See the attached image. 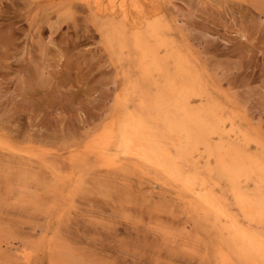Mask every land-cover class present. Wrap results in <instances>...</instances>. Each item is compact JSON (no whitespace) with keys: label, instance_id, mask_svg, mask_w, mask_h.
<instances>
[{"label":"rangeland","instance_id":"1","mask_svg":"<svg viewBox=\"0 0 264 264\" xmlns=\"http://www.w3.org/2000/svg\"><path fill=\"white\" fill-rule=\"evenodd\" d=\"M117 1L0 0V264H264V0Z\"/></svg>","mask_w":264,"mask_h":264},{"label":"bare ground","instance_id":"2","mask_svg":"<svg viewBox=\"0 0 264 264\" xmlns=\"http://www.w3.org/2000/svg\"><path fill=\"white\" fill-rule=\"evenodd\" d=\"M105 1V0H104ZM112 1V0H111ZM114 1H117V0H114ZM119 1V0H118ZM117 1V2H118ZM130 2H133L132 3V5H130L129 7L125 4V2H126V0H121L120 2H121V4H119V6H116V5H113L112 7H111V10H110V12H109V14L110 15H112L113 17H116V19H117V17H123L124 19H128L129 17H130V15L131 14H133V16L136 14V15H144V14H146V10L148 9V11H150V10H152V13H154V8H156L155 7V5H154V0H129ZM116 2V3H117ZM114 4V3H113ZM154 5V6H153ZM96 6H97V9L98 10H101V2H99V1H96ZM132 7H134V13H132L129 9L130 8H132ZM150 9V10H149ZM154 10V11H153ZM147 11V14L149 13ZM136 15H135V17H136ZM101 16V15H100ZM132 16V15H131ZM132 16V17H133ZM145 16V15H144ZM148 16V15H147ZM139 17V16H138ZM123 18H122V20H123ZM134 18V17H133ZM115 19V18H114ZM130 19H131V17H130ZM132 20V19H131ZM128 21V20H127ZM125 22V21H124ZM135 22V21H134ZM137 22V21H136ZM139 26V25H138ZM105 38V37H104ZM146 46H148V44L147 45H145V47ZM150 46V45H149ZM144 48V47H143ZM144 49H146L147 50V48H144ZM143 49V50H144ZM145 50V51H146ZM148 51V50H147ZM143 52V51H142ZM155 51H152V54L154 53ZM148 53V52H147ZM156 54V52L154 53V55ZM145 55V54H144ZM143 55V56H144ZM149 55V54H148ZM151 55V54H150ZM149 55V56H150ZM157 55V54H156ZM147 57V56H146ZM153 57V56H152ZM156 57V56H155ZM144 59H146L145 57H144ZM162 59V58H161ZM157 60V59H156ZM152 61V60H151ZM155 61V60H154ZM147 70V69H146ZM135 129V128H134ZM133 130V129H132ZM131 130V131H132ZM134 131V130H133ZM131 133V132H130ZM133 135V134H132ZM239 159V158H238ZM115 163V162H114ZM226 164V163H225ZM222 166V165H221ZM225 167V166H224ZM223 168V167H222ZM228 168V167H227ZM242 168V167H241ZM226 169V168H225ZM237 169V168H236ZM239 169V168H238ZM104 170V169H103ZM232 171V170H231ZM68 256V255H67ZM72 258L70 257V256H68V257H66L65 258V260H68V261H66V262H69V260H71ZM60 260H62L63 262H65L64 261V258L62 259V258H60ZM73 260V259H72ZM71 260V261H72ZM65 262V263H66ZM76 261H74V263H75ZM71 264H73L72 262H70ZM69 263V264H70ZM77 263V262H76ZM78 263H80V262H78ZM60 264V263H59ZM68 264V263H67ZM81 264V263H80Z\"/></svg>","mask_w":264,"mask_h":264}]
</instances>
